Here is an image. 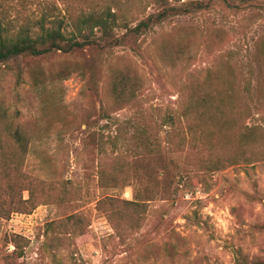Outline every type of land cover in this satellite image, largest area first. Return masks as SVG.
I'll list each match as a JSON object with an SVG mask.
<instances>
[{"label":"rangeland","instance_id":"rangeland-1","mask_svg":"<svg viewBox=\"0 0 264 264\" xmlns=\"http://www.w3.org/2000/svg\"><path fill=\"white\" fill-rule=\"evenodd\" d=\"M41 13L17 5L8 16L18 26ZM124 44L0 64V102L29 141L17 168L0 158V199L21 188L31 200L0 219V264L264 262V0H211ZM118 73L139 79L129 105L113 98ZM188 101L206 112L187 125L191 145L180 120L161 126ZM105 116L123 121L125 146ZM12 148L0 124V152ZM238 157L249 161L228 163Z\"/></svg>","mask_w":264,"mask_h":264},{"label":"trees","instance_id":"trees-1","mask_svg":"<svg viewBox=\"0 0 264 264\" xmlns=\"http://www.w3.org/2000/svg\"><path fill=\"white\" fill-rule=\"evenodd\" d=\"M211 0H148L144 7H141L136 0H0V64L8 62H18L21 58H37L45 56L52 52H61L64 54L72 53L87 47H96L100 49H112L123 46L127 40L138 39L139 36L147 34L157 25H160L166 19L172 17L194 14L209 8ZM245 1V0H244ZM53 2V3H52ZM60 3L59 16L53 14L57 10L56 4ZM140 2V1H139ZM20 5L23 9L37 8L41 11V19L33 20L26 16V21L16 26L13 24L8 13L13 6ZM151 5V6H148ZM150 7V8H149ZM152 12L148 13L147 9ZM141 16L140 19L132 21V16L136 13ZM5 14V15H4ZM55 15V16H54ZM50 18L49 23L54 24L50 27L45 26V21ZM132 23H134L132 25ZM39 27L36 31V27ZM68 28L69 30H65ZM123 30L121 35L117 31ZM133 51L141 53L139 50L130 47ZM136 54V55H138ZM139 56V55H138ZM17 79L19 76V67L15 66ZM112 83V94L118 105H129L138 97L141 86L137 76L131 77L127 74L118 73ZM134 80V83L127 82V79ZM129 83V84H128ZM244 91L249 94L250 86L245 85ZM115 105V104H114ZM120 107V106H119ZM105 115V114H104ZM205 117L206 112L202 104L194 105L192 102H185L179 111H170L162 117L161 126L173 127V124L180 120L184 125L183 139L187 145L194 144L195 132L187 125L191 119L196 117ZM111 119L113 124H117V133L111 143H120L123 147L126 142L121 134V121L117 117ZM0 124L3 131L12 140L13 148L10 153L0 152L2 165L5 169L9 167L17 168L19 161L22 160L28 152L29 141L18 125H12V119L7 114V110L0 102ZM245 132L240 134L239 143L243 147H250L254 144L251 137L252 127H245ZM146 134L142 127L141 134ZM156 139V138H155ZM156 142V140H155ZM139 147L145 149V153H156L158 147L154 141L143 142ZM237 161L247 162L246 158L238 157L228 160V163L236 164ZM218 163L209 167L206 165L205 173L214 172ZM13 167V168H14ZM187 176L185 179L187 180ZM101 180V174H100ZM99 180V182H101ZM24 189H10L9 200L0 199V219H8L12 213L23 211L31 204V200H23L21 192ZM101 202V200L99 201ZM98 202V203H99ZM128 202L127 204H133ZM14 246L17 247V241L20 236L13 235ZM252 264H264V262H254Z\"/></svg>","mask_w":264,"mask_h":264}]
</instances>
